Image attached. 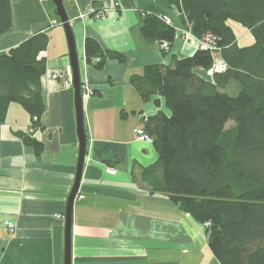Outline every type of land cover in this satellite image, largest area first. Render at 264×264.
<instances>
[{
    "label": "crops",
    "instance_id": "obj_1",
    "mask_svg": "<svg viewBox=\"0 0 264 264\" xmlns=\"http://www.w3.org/2000/svg\"><path fill=\"white\" fill-rule=\"evenodd\" d=\"M49 3L10 0L12 25L0 36V54L37 33H47L49 39L40 79L44 112L33 131L42 152L35 154L23 142L21 134L30 133L33 120L20 105L10 104L0 123V264H64V220L55 215H65L79 144L66 38ZM63 6L80 81L92 88L82 101L86 152L77 195L83 199L75 197L72 207L71 264H219L204 224L144 180L158 154L152 143L138 141L134 134L143 126L140 114L153 115L156 108L140 100L130 77L141 76L148 65L168 66L174 58L192 56L199 48L187 35L180 12L170 0H63ZM101 9L108 10L102 20L78 19ZM147 10L169 16L179 29L168 50L142 37L140 13ZM233 28L240 47L253 43L248 31ZM87 37L125 61L107 60L99 70L86 64ZM195 73L206 78L203 70ZM237 89L230 83L224 91L234 94ZM152 175L155 179L158 172L154 169ZM6 222L13 223L14 232Z\"/></svg>",
    "mask_w": 264,
    "mask_h": 264
},
{
    "label": "trees",
    "instance_id": "obj_2",
    "mask_svg": "<svg viewBox=\"0 0 264 264\" xmlns=\"http://www.w3.org/2000/svg\"><path fill=\"white\" fill-rule=\"evenodd\" d=\"M170 1L191 35L211 36L215 50L198 48L130 77L140 100L156 108L143 129L158 159L143 178L195 221L209 224L208 246L219 264H264V0ZM11 25L10 0H0V36ZM233 26L248 31L253 43L240 47ZM175 28L144 15L140 31L145 40L169 48ZM48 40L47 33H37L0 54V123L10 104H18L32 120L38 118L31 129L39 127ZM83 48L86 64L98 70L107 60L125 61L91 37ZM217 57L227 66L224 73L210 79L195 73L205 72ZM230 83L238 88L234 94L224 91ZM33 131L21 137L38 155L43 147Z\"/></svg>",
    "mask_w": 264,
    "mask_h": 264
},
{
    "label": "water",
    "instance_id": "obj_3",
    "mask_svg": "<svg viewBox=\"0 0 264 264\" xmlns=\"http://www.w3.org/2000/svg\"><path fill=\"white\" fill-rule=\"evenodd\" d=\"M54 5L53 14L56 16L63 28L72 72V85L74 90V107L76 112V133L78 137V159L73 186L67 199V205L64 215V264H71V228H72V207L74 199L78 193L82 169L86 152V136L83 124L82 94L80 90V74L78 68L77 54L72 33V28L66 11L63 6V0H49Z\"/></svg>",
    "mask_w": 264,
    "mask_h": 264
},
{
    "label": "built area",
    "instance_id": "obj_4",
    "mask_svg": "<svg viewBox=\"0 0 264 264\" xmlns=\"http://www.w3.org/2000/svg\"><path fill=\"white\" fill-rule=\"evenodd\" d=\"M118 7H119V3L118 2H114L113 3V8L115 9V8H118ZM107 14H108V10L107 9H101L98 12L90 11V13H88V14H80L78 19L83 20L87 16H94L96 19L102 20V19H104L106 17ZM140 15L142 17L144 15H154L158 19L163 21L166 25L172 26V24H173V22L170 19V17L165 15V14H162V13H156L154 11L147 10V11H142L140 13ZM175 30H176V32H179V29L175 28ZM187 35L193 38V36L191 35L190 31H188ZM196 40L199 42V45H198V47L200 46L199 48L215 50V47H214V44H213L214 38H212L211 36H206V37H204L202 39H199V40L196 39ZM161 49H163L164 51L168 50L169 49L168 48V44L166 42H163L161 44ZM94 61L98 62V58H95ZM226 69H227V66L222 60H215L214 63L204 72V75L208 79H210V78H212V76L214 74H222V73H224L226 71ZM56 77H57V75H53V78H56ZM80 90H81L82 98L85 97V96L92 95V88L86 82L81 83ZM139 117L144 122V119H145L146 116H144L143 114H140ZM33 121H38V118L36 116H34L33 117ZM30 131H33V130L30 129ZM134 134L136 135V138H137L138 141L146 142V143H152V139L145 133V131L143 129V126L135 128L134 129ZM76 198L78 200L83 199V197L80 196V195H77ZM55 217L58 218V219L64 220V216L63 215H55ZM208 225H209L208 223H205L204 227H208ZM5 227L10 232H14V230H15L14 225L11 222H6L5 223Z\"/></svg>",
    "mask_w": 264,
    "mask_h": 264
},
{
    "label": "rangeland",
    "instance_id": "obj_5",
    "mask_svg": "<svg viewBox=\"0 0 264 264\" xmlns=\"http://www.w3.org/2000/svg\"><path fill=\"white\" fill-rule=\"evenodd\" d=\"M49 5H50V7H51V9H52V11H54V5L50 2L49 3ZM51 11V12H52ZM53 13V12H52ZM54 16V15H53ZM56 19H58L56 16H54ZM171 19V18H170ZM172 20V19H171ZM173 21V20H172ZM61 26V25H60ZM62 27V26H61ZM197 41V40H196ZM197 43H198V45H199V42L197 41ZM200 47V46H199ZM206 77V76H205ZM207 78V77H206Z\"/></svg>",
    "mask_w": 264,
    "mask_h": 264
}]
</instances>
